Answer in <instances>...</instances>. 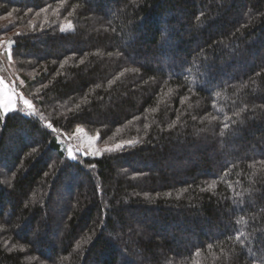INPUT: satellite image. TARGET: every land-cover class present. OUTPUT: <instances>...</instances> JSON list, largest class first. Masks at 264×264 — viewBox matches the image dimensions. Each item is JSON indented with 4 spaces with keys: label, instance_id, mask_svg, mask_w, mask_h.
Masks as SVG:
<instances>
[{
    "label": "trees",
    "instance_id": "16d2710c",
    "mask_svg": "<svg viewBox=\"0 0 264 264\" xmlns=\"http://www.w3.org/2000/svg\"><path fill=\"white\" fill-rule=\"evenodd\" d=\"M2 18L34 114L0 109V264H264V0ZM78 128L124 146L73 160Z\"/></svg>",
    "mask_w": 264,
    "mask_h": 264
},
{
    "label": "rangeland",
    "instance_id": "374dc122",
    "mask_svg": "<svg viewBox=\"0 0 264 264\" xmlns=\"http://www.w3.org/2000/svg\"><path fill=\"white\" fill-rule=\"evenodd\" d=\"M3 20H5V18H2L0 21ZM4 39V37H2V39L0 38V45H4L0 47V79L4 81L3 89L4 91L11 89L28 99L20 89V85H23L22 80L13 65L12 57L9 59V53H11V50L9 44L5 42ZM18 108H22V102L16 106V109ZM16 109H8L6 111L1 109V111L4 114H8ZM23 112H32V109H23ZM60 141H62L68 157L71 158L68 151L71 148L72 155H74L76 159L78 156H101L107 151L116 150L124 146L122 144H119L121 147H117V145L113 147L105 145L101 146L98 142L97 135H90L87 131L81 128H78L75 133L67 134L60 138Z\"/></svg>",
    "mask_w": 264,
    "mask_h": 264
},
{
    "label": "snow or ice",
    "instance_id": "6c2138e0",
    "mask_svg": "<svg viewBox=\"0 0 264 264\" xmlns=\"http://www.w3.org/2000/svg\"><path fill=\"white\" fill-rule=\"evenodd\" d=\"M4 45H0L2 47ZM9 59H11V53H9ZM4 81L0 79V109L8 110V109H16V106L22 102V108L23 109H32L33 108V102L29 99L24 98L19 93L9 89L8 91H4L3 89ZM19 110L20 109H16ZM25 115H33V112H25ZM51 127V125H49ZM117 147H121L120 145H117ZM69 154L72 159H76L74 155H72V149L70 148ZM92 167H95L93 164Z\"/></svg>",
    "mask_w": 264,
    "mask_h": 264
}]
</instances>
